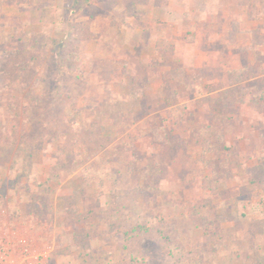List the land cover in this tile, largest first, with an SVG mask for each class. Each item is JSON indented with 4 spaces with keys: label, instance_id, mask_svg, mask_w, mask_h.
<instances>
[{
    "label": "rangeland",
    "instance_id": "374dc122",
    "mask_svg": "<svg viewBox=\"0 0 264 264\" xmlns=\"http://www.w3.org/2000/svg\"><path fill=\"white\" fill-rule=\"evenodd\" d=\"M201 1L264 24V0ZM89 3L0 0L4 217L54 244L41 264H264V157L225 140L235 98L192 101L170 47L109 42Z\"/></svg>",
    "mask_w": 264,
    "mask_h": 264
},
{
    "label": "crops",
    "instance_id": "0c3cea01",
    "mask_svg": "<svg viewBox=\"0 0 264 264\" xmlns=\"http://www.w3.org/2000/svg\"><path fill=\"white\" fill-rule=\"evenodd\" d=\"M201 2L200 0L197 6V0H90V8L100 10L101 5L105 4L104 11L98 10L97 13L86 16L85 20L89 21L88 26L93 27L95 22L102 19L103 27H107L106 30L110 33V39H106L112 43L118 38L115 36L118 28L123 43L130 40L132 34L141 38L145 30L147 48L155 49L156 42L163 41L167 48H171L172 58L183 61L180 68L170 67L166 75L170 77L179 71L184 79L187 76L191 80L200 78L199 87L191 85L190 88L189 85L186 92L191 93V100L196 103L205 96L217 93L218 96L210 98L207 103L208 107L214 106L215 112H223L219 104L224 101L223 98L227 100L224 96L235 98L233 106L227 109L231 113L227 112L225 140L229 127L233 129L230 133L236 135L233 146L240 148L236 153L237 157L247 160L258 150L260 158H263L264 24L256 21L250 27H240L237 5L230 3L225 12H219L220 9L210 5L207 7L204 1ZM218 14L229 16L228 22L221 21L223 27L217 25L220 24V20L216 18ZM187 32H191L189 37H185ZM247 81L248 86L241 88L239 94L230 93L235 86ZM255 95L262 96L260 100H263V104L259 108L251 105V101H255ZM247 128L254 133H243L242 129ZM229 152L232 157V152ZM36 230L42 233L39 229ZM48 241L47 237L44 240L42 236L36 242L37 248L53 249L54 244Z\"/></svg>",
    "mask_w": 264,
    "mask_h": 264
},
{
    "label": "built area",
    "instance_id": "2783aa9c",
    "mask_svg": "<svg viewBox=\"0 0 264 264\" xmlns=\"http://www.w3.org/2000/svg\"><path fill=\"white\" fill-rule=\"evenodd\" d=\"M4 214L0 209V264H41L51 250L33 245L16 220L9 221Z\"/></svg>",
    "mask_w": 264,
    "mask_h": 264
},
{
    "label": "trees",
    "instance_id": "16d2710c",
    "mask_svg": "<svg viewBox=\"0 0 264 264\" xmlns=\"http://www.w3.org/2000/svg\"><path fill=\"white\" fill-rule=\"evenodd\" d=\"M259 97H260V95H255L254 97H253V99H255V101H257L256 99H259ZM254 102V101H253ZM252 101H251V105H253V106H255V103H253ZM256 107V106H255ZM261 107V106H260ZM257 108H259V106H257ZM209 128H212L211 126L209 127ZM214 128V127H213ZM263 161V160H262ZM264 163V161L262 162V164ZM261 167H263L262 165H261ZM258 168V167H257Z\"/></svg>",
    "mask_w": 264,
    "mask_h": 264
}]
</instances>
